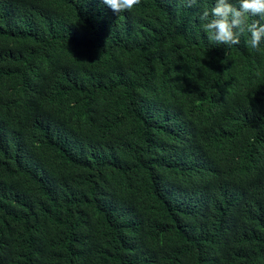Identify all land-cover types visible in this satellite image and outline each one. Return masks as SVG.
<instances>
[{"label": "trees", "instance_id": "1", "mask_svg": "<svg viewBox=\"0 0 264 264\" xmlns=\"http://www.w3.org/2000/svg\"><path fill=\"white\" fill-rule=\"evenodd\" d=\"M176 3L0 0V264H264V51Z\"/></svg>", "mask_w": 264, "mask_h": 264}, {"label": "clouds", "instance_id": "2", "mask_svg": "<svg viewBox=\"0 0 264 264\" xmlns=\"http://www.w3.org/2000/svg\"><path fill=\"white\" fill-rule=\"evenodd\" d=\"M141 1L82 0V3L91 13L98 15L109 13L112 17L119 18L122 17L121 13L133 10ZM213 1H215L214 6L202 5L199 0H177L176 3L178 7L197 11L200 27L211 52H221L227 50V46L239 45L243 34L248 36L246 44L249 48L264 51L261 49V45L264 44V0ZM249 16L258 19L249 23ZM189 124L186 123L185 127H189ZM170 188H172L171 183L166 187H158L165 198Z\"/></svg>", "mask_w": 264, "mask_h": 264}]
</instances>
